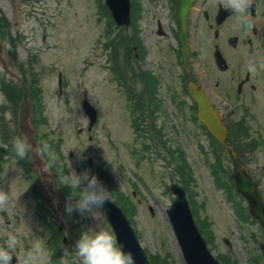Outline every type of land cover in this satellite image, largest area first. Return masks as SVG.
I'll return each instance as SVG.
<instances>
[{
	"label": "rangeland",
	"instance_id": "374dc122",
	"mask_svg": "<svg viewBox=\"0 0 264 264\" xmlns=\"http://www.w3.org/2000/svg\"><path fill=\"white\" fill-rule=\"evenodd\" d=\"M100 2L104 13L99 10L98 0H0L1 24L4 18L8 20L5 32L0 34L3 35V58L10 71L27 80L30 94L33 91L39 142L48 143L58 157L54 164L48 161L52 164V171L48 173L54 178L55 188L69 187L61 185L59 180L67 179L71 171L79 173L90 168L107 188L110 184L107 178L111 179L112 175L111 180L116 184L112 187L129 195L125 206L130 205L133 210L131 222L141 245L151 257L168 254L170 263L184 264L165 213L174 198L168 186L179 179L173 172L174 164L179 162L175 154L191 173L187 181L189 195L196 217L201 224H207L212 254L218 259L227 257V264H264L259 248L264 240L261 228L248 213L241 211L240 198H228L223 188L216 185L211 167L219 154L224 168L234 163L244 164L256 182L264 186L263 144L254 150L251 148V153L245 155L243 151L239 154L234 143L229 142L217 153L212 143L218 144L198 125L188 107L184 105L181 114L168 100L167 103L159 101L156 117L146 116L150 123L162 125L156 132L158 138L152 130L147 132L150 125L145 126L146 130L142 126L133 128L135 117L130 115L128 107L131 94L122 80L127 79L130 87L141 89L142 93L145 85L135 79L140 72L144 78V69L150 72L153 68L148 56L140 61L135 58L128 43L130 36L119 31L114 45L117 70L112 71L113 59L104 47L116 37V29L114 23L110 24L111 16L104 0ZM151 60L155 68L164 64ZM163 73L166 74L165 67L161 70ZM168 79L174 80V76ZM20 93L15 80L0 63V189L9 196L7 205L0 208V246L10 234L15 235L16 255L34 252L38 256L37 264H54L49 255L57 239L55 264H59L66 249L61 240L69 234L57 211V194L52 195L54 203L46 199L45 204L40 203L35 176L38 168L32 165L29 156L22 163L16 161L12 147L14 140L21 138L16 129ZM257 94L258 98H264L259 91ZM84 95L99 116L89 133L87 116L81 107ZM239 112L234 107L235 114L226 116L230 129L239 135V142L240 138L244 142L251 138L262 140L259 134L264 136V108L259 100L248 115L241 116ZM252 112L259 117V125ZM244 125L246 129H241ZM85 146L84 155L92 156L91 165L77 156L76 148ZM217 174L223 181L220 170ZM49 178L44 175L40 179L42 200L44 194L49 196ZM68 198L67 203L74 202V195ZM65 205L62 213L72 223L76 232L72 230L74 239L87 230H105L112 234L101 208L94 207L83 214L74 211L69 215ZM66 245L70 249L75 243L67 239ZM67 264H77L74 253Z\"/></svg>",
	"mask_w": 264,
	"mask_h": 264
},
{
	"label": "flooded vegetation",
	"instance_id": "af4514ba",
	"mask_svg": "<svg viewBox=\"0 0 264 264\" xmlns=\"http://www.w3.org/2000/svg\"><path fill=\"white\" fill-rule=\"evenodd\" d=\"M248 2L251 27L241 29L220 0H190L188 6L183 0H132V29L153 68L145 105L154 100L158 110L167 93L192 99V85L224 117L233 111L234 101L255 91L264 94V0ZM150 57L164 64L155 68ZM250 63L255 72L248 70ZM164 67L166 74H161ZM259 189L264 198V186Z\"/></svg>",
	"mask_w": 264,
	"mask_h": 264
},
{
	"label": "clouds",
	"instance_id": "9594fccd",
	"mask_svg": "<svg viewBox=\"0 0 264 264\" xmlns=\"http://www.w3.org/2000/svg\"><path fill=\"white\" fill-rule=\"evenodd\" d=\"M220 7L234 17L237 25L241 29H248L251 23L248 19L250 5L248 0H220ZM248 70L256 71V65L250 63ZM87 146V145H86ZM76 148L78 159H86L84 149ZM13 150L16 161L31 155L40 157L46 154L54 164L58 157L52 151L48 143L33 144L27 137V133L21 138H16L13 142ZM72 149V148H71ZM44 160V159H43ZM45 161V160H44ZM52 164L45 161L44 170L51 172ZM61 185L70 188L75 186L78 191H72L74 202L66 203L65 211L71 215L74 211L81 214L91 211L94 207L101 208L111 201L112 192L104 185L98 175L94 174L90 168L76 173L71 171L67 179H60ZM8 193L0 189V208L8 203ZM18 241L15 235H9L3 246H0V264H13V255L16 256V264H37L38 256L34 252H25L23 255H16ZM75 254L77 264H137L136 256L131 250H125L116 241V238L105 230H87L81 233L75 245L70 249H65L64 255L59 264H67V260Z\"/></svg>",
	"mask_w": 264,
	"mask_h": 264
},
{
	"label": "water",
	"instance_id": "95a60500",
	"mask_svg": "<svg viewBox=\"0 0 264 264\" xmlns=\"http://www.w3.org/2000/svg\"><path fill=\"white\" fill-rule=\"evenodd\" d=\"M106 2L111 9L116 22L118 24L125 23L127 25L129 14L128 0H106ZM193 95L199 103V117L207 124L208 128L216 136L221 138L224 134V127L220 124L218 117L210 111L207 101L201 94L193 92ZM82 105L85 113L90 119V125H92L96 120V110L86 98L83 99ZM30 114V101L24 92L19 104L18 127L23 134L27 133V137L33 144H35L36 140L29 123ZM33 159L38 163L42 162L39 157H33ZM235 181L237 188L248 199L251 214L259 220L264 228V207L259 199V194L255 185L246 175H243L242 172L236 174ZM171 189L176 193V199L172 203V206L167 210V213L186 260V264H219L209 252L206 243L192 218L182 189L174 184L171 185ZM103 207L106 210V218L116 234L118 244L125 250H131L133 252L136 256L137 264H150L128 218L124 215L121 209L111 201L106 203ZM261 247L264 252V244H262ZM16 259L17 258L13 256V264H16Z\"/></svg>",
	"mask_w": 264,
	"mask_h": 264
},
{
	"label": "trees",
	"instance_id": "16d2710c",
	"mask_svg": "<svg viewBox=\"0 0 264 264\" xmlns=\"http://www.w3.org/2000/svg\"><path fill=\"white\" fill-rule=\"evenodd\" d=\"M29 94H30V92H29ZM30 95L31 96L33 95L32 98L34 97L33 91ZM180 181H182V184L187 188V181H188L187 174H183L180 172ZM121 199H123V197ZM125 202L127 203V201H125ZM123 207H124V209L128 215H131L133 213V210H131L130 206H128V207L123 206ZM152 262H153V264H173L172 262L171 263L169 262V255L168 256L166 255L164 257L153 256ZM53 263L54 264L56 263L55 255L53 256Z\"/></svg>",
	"mask_w": 264,
	"mask_h": 264
}]
</instances>
